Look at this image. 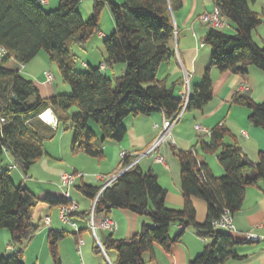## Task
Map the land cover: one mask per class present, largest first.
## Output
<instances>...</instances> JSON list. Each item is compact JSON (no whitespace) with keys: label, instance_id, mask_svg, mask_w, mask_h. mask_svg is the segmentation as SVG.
Here are the masks:
<instances>
[{"label":"trees","instance_id":"obj_1","mask_svg":"<svg viewBox=\"0 0 264 264\" xmlns=\"http://www.w3.org/2000/svg\"><path fill=\"white\" fill-rule=\"evenodd\" d=\"M41 1L0 0V49L7 51L0 61V230L9 233L10 247L16 250L8 257L0 255V264H25L24 251L42 228L33 221L38 196L22 184L17 186L10 176V167L27 174L45 155V142L56 136L57 128L44 123L39 118L41 114L51 110L59 127L73 131V155L103 160L105 142L121 143L125 139L124 121L129 116L162 113L175 121L182 109V98L175 93V86H182L183 81L168 88L159 80L158 72L172 56L170 44L177 32L174 14L183 8V0H95L94 15L89 20L78 11L81 0H62L51 12L45 11ZM213 2L222 19L233 24L235 34L209 28L203 42L211 48V64L201 83L192 88L187 112L203 110L213 100V68L244 79L249 67L264 72V45L258 46L253 40L254 31L264 23L263 17L251 8L256 0ZM104 8H108L115 28L103 40L106 57L100 67L88 65L85 72H77L71 47L84 45L99 31ZM42 51L70 86L69 95L42 97L35 84L20 74L19 67L8 66L12 60L17 66H26ZM119 65L125 66L124 75L110 79L107 69ZM102 66L106 71H101ZM232 103L247 108L250 123L264 131V100L257 103L248 93H237ZM209 135V142L200 137L198 145L203 154L218 155L225 171L221 177L213 176L208 166L198 160L196 147L188 151L173 148L180 165L184 197L181 210L167 208L166 191L153 171L143 172L138 165L129 168L134 157L127 153L117 173L120 176L107 188L77 186L82 194L96 201L94 216L105 213L109 218L113 210H127L151 220L152 224H143L131 238H108L103 248L116 252L115 264H146L145 253L152 254L156 244L170 251L190 228L206 240L203 252L190 264H224L243 259L236 247L248 242L236 239L234 233L214 229L213 223L226 212L232 216L239 212L247 189L264 181V152L253 162L236 143L225 145V139H233L234 135L224 124L215 126ZM193 198L207 204L203 224L197 221ZM174 224L180 231L172 239L169 232ZM67 235L49 232L48 248L54 264H62L58 246ZM95 250L102 252L99 246Z\"/></svg>","mask_w":264,"mask_h":264},{"label":"crops","instance_id":"obj_2","mask_svg":"<svg viewBox=\"0 0 264 264\" xmlns=\"http://www.w3.org/2000/svg\"><path fill=\"white\" fill-rule=\"evenodd\" d=\"M117 1L120 2V0ZM49 2L50 0H47V4ZM251 8L264 18V0H256L255 3L251 4ZM214 9L213 0H183V8L174 14L177 32L175 39L170 44L172 56L169 61L161 65L158 72L159 80L165 82L168 88H172L181 80L183 81L184 71L192 74L191 86L193 88L201 83L206 69L211 64V49L203 42L209 28L200 24L199 17ZM232 30L235 34V29L232 28ZM253 40L256 42L254 38ZM40 55L41 53L36 58ZM83 65L88 66L85 63ZM29 66L24 70L31 71ZM247 70L248 76L245 79L230 72L221 73L215 68L211 70L213 100L203 110L194 111L184 126L180 123L186 119V113L173 127L172 135L175 144H164L156 153L165 159V165L155 162L153 156L140 158V155L148 151L159 137L160 131L156 126L163 125L165 116L162 113L150 116H129L124 121L127 130L125 139L121 143L105 142L103 160H95L85 154L74 155L76 156L75 159L80 160V164H83L81 166L70 161L71 156H73V153L71 154L73 131L68 132L57 126L56 136L44 144L45 155L29 169L27 174H22L21 177L23 179L21 184L38 196L37 207L41 204V210L45 215L43 219H39L38 223L35 222L33 215L34 223L43 225L44 228L40 229L38 234L28 243L26 249L31 248L38 237L44 246L46 240L48 242V235L51 231L66 232L68 235L61 241L64 245L61 249L59 248V253L67 264H115L117 254L114 250L99 253L96 252L95 248L99 244L105 245L110 236L115 240L131 238L140 231L143 224H152L151 220L146 216H139L127 210H113L109 214V219L116 225L115 231L110 232L101 227V223L106 218L105 213L94 216L95 230L93 231L90 226L89 214L93 209L94 201L82 194L77 186L87 184L104 188L108 180L122 170L123 153L133 156L134 163L137 162L143 172L151 170L155 173L160 186L166 191L165 204L167 208L174 210H181L184 207V197L181 192L180 165L173 154V148L188 151L196 147L198 160L208 166L213 176L221 177L225 171L219 163L218 155L203 154L198 149L200 147L198 142L200 137H203V141L209 142L211 130L217 125L224 124L234 135L233 139H225L224 144L233 145L236 143L251 161L257 162L259 153L264 152V131L250 123V111L248 112L245 107H237L238 105L232 103V99L237 93H248L257 103L264 100V72L255 67H249ZM110 73L113 78L122 77L125 73V66L119 65L112 70L107 69L106 74L111 79ZM42 84L45 85V88H41L42 97L49 98L59 95L57 89L47 88L46 85L49 86L50 84L47 83L46 79ZM244 85L248 87V90L242 92ZM181 90L182 86H175V93L178 96H181ZM65 93H68L67 90ZM197 125L205 128L209 133H199L195 129ZM188 127L189 133L186 131ZM95 132L101 139L100 133L96 130ZM84 166H89V169L93 167V173L83 174L85 173L83 171L88 170ZM63 173L83 175L70 189L71 200L78 206V215L72 219L78 227L79 234L72 224L61 219L60 211L63 204L60 203L66 201L65 193L67 192L60 181V176ZM72 193L77 196L76 200ZM49 201L56 203L51 204ZM192 204L197 212V221L200 224L205 223L207 218L206 202L193 198ZM46 218H50L49 225L44 222ZM233 224L236 230L234 236L238 240H244L246 233L264 237V181H259L255 186L247 189L241 210L233 215ZM179 231V225L174 224L170 228L169 236L174 239L178 236ZM71 237H74L75 243L70 241L69 238ZM79 240H83L81 248L78 244ZM65 243H67L66 246L71 245V251L66 250ZM205 245L206 240L200 238L195 230L190 228L170 251H166L156 244L153 253H145L143 259L146 264H190L203 252ZM68 251L69 253H67ZM236 252L243 259L229 260L224 264H264L263 241L243 243L236 247ZM24 262L28 264L25 254ZM66 263L62 262V264Z\"/></svg>","mask_w":264,"mask_h":264},{"label":"rangeland","instance_id":"obj_3","mask_svg":"<svg viewBox=\"0 0 264 264\" xmlns=\"http://www.w3.org/2000/svg\"><path fill=\"white\" fill-rule=\"evenodd\" d=\"M61 1L62 0H50V2L47 5H44L43 8L45 9L46 12L54 11L56 8H58V5ZM113 1L117 3V0H113ZM94 6H95V0H81L78 4V11L80 12V14L83 16L85 20H89L94 15ZM263 21H264V18H263ZM232 28H233V24L230 23L229 27L225 30L226 34L233 35L234 31L232 30ZM114 30L115 28H114V23H113L111 14L108 8H104L100 13L99 31L95 35H93L84 45L74 44L71 47V51L74 57L76 58L75 70L77 72H85L87 70L83 67V63L89 65L92 68L100 67V65L102 64V62L104 61L106 57L104 46H103V40L104 38L111 36L114 33ZM253 38L255 39L256 41L255 43L258 46L264 45V23L256 31H254ZM28 65H30L29 67H31L30 68L31 71L29 70L30 72L28 71V69L24 70L26 69V67H28ZM28 65L22 68V66L20 65L17 66L14 60L10 61L8 64L9 67H19L20 74L26 80L33 82L35 86L37 87V89L39 90V92H41V88L43 87L45 88V85L42 84V82L45 79V73L50 72L53 74L55 80H54V85L52 84H50L49 86L46 85L47 88L53 89V90L57 89L59 92L58 93L59 95H67V94L69 95L71 93V88L68 84H66L63 81L57 65L50 62L47 54L44 51L41 52V55L38 58H36V60H33ZM110 75H111V79L114 80L111 73ZM66 90L68 93H65ZM237 107H240V106H237ZM247 111L249 112L248 109ZM193 112L194 111L186 112L185 114L186 119H184L180 124L184 126L187 123V119ZM91 127L97 132H99L98 128L92 122H91ZM70 131L71 130H68V132ZM186 131L187 133L190 132L189 127L187 128ZM198 149L200 150V147H198ZM75 157L76 156L74 155L71 156L70 161L79 164V166L83 165V164H80L81 161L76 160ZM7 161H8V164L11 165V161L9 159ZM84 167H87V166H84ZM92 170H93V167H90V169L88 168V170L83 171L85 173L83 172L82 173L89 175L93 173ZM22 174L23 173L17 169H12L10 171V176L14 180L17 186H20V184L23 182V179L21 178ZM76 197L77 196L73 194V198L75 199ZM41 207L42 205L39 204V206L36 208L35 213H34L35 222L37 223L39 222V219L41 218L43 219L44 218L43 216H45L43 215ZM42 227L44 228L43 225ZM72 233H75V232L72 231ZM47 234H48V231H47ZM9 239H10V235L8 234V232L4 230H0V255L8 257V256L13 255L16 252L14 248L9 247L10 246ZM69 239L70 241L75 243L74 237H71ZM35 241H36L35 244L32 245L31 248H27L24 251V254L27 255L28 264H54L53 258L49 252L47 240H46V244L44 243V246L41 244V240L39 239V237L36 238ZM62 245L64 244H62L61 242L58 248L61 249ZM66 245L67 243H65V246ZM75 247L77 251V246L75 245ZM70 248H71V245L66 246V250L71 251ZM69 251L67 253H69ZM59 256L62 262L66 263V261H64L60 253H59Z\"/></svg>","mask_w":264,"mask_h":264},{"label":"built area","instance_id":"obj_4","mask_svg":"<svg viewBox=\"0 0 264 264\" xmlns=\"http://www.w3.org/2000/svg\"><path fill=\"white\" fill-rule=\"evenodd\" d=\"M41 4L46 5L47 0H42ZM199 22H200V24H202L208 28H212V29L219 30V31L226 30L229 27V23L222 19L220 11L217 9H214L211 12H206V13L202 14L199 17ZM6 54H7V51L4 48H1L0 49V61H2V59L4 58V56ZM83 66L87 67L86 65H83ZM23 67L24 66H22V68ZM101 71H106V67L102 66ZM45 79H46L47 83H49V84H52L55 80L53 74L50 72L45 73ZM191 81H192V74L187 72V71H184V73H183V85H182V90H181L182 109H181L180 115L178 116V118L175 121H170V120L165 118L162 126H156V128L159 129V131H160L159 137L157 138V140L154 142V144L150 147V149L148 151H146L145 153L140 155L141 156L140 158H144L147 156H153L155 162H157L159 164H163V165L166 164L165 159L161 155H158L156 153H157L158 149L161 146H163L164 144H171V145L175 144V140H174L173 135H172V129L180 121V119L183 117V115L187 112L189 101H190L191 94H192ZM242 90H243L242 92L247 91L248 87L246 85H244L242 87ZM49 113L51 114V117L49 120H47L45 117ZM39 118L44 123H46L50 126H53L54 128H57V126H58L57 118L51 110H47L45 113L41 114L39 116ZM195 129L201 134L209 133V131H207L205 128L201 127L200 125H197L195 127ZM243 135H245V134L243 133ZM125 154L126 153H123L122 158L125 157ZM134 165H137V162L133 163L129 168L133 167ZM10 169H15V168L10 167ZM119 176H120V174L119 175L116 174V175L112 176L108 180V182L106 183V185L104 186L103 189L107 188L114 181H116ZM81 177H83V175L78 174V173H63L60 176L61 185L63 188H65L67 190V192L65 193V197H66V202L68 203L66 205H63L61 208V211H60L61 219L66 223L72 224L73 227L77 230V234H79V230H78L77 225L74 223L71 215L74 213H77L78 206L71 200L70 189L76 184L77 179L81 178ZM95 205H96V201L94 202V206H93V209L91 211V216H90V221H91L90 226H91V229L93 231L95 230V226H94V222H93ZM44 222L46 225H49L50 224V218H46L44 220ZM101 227L110 231V232H114L116 229V225L109 218H106L103 220V222L101 223ZM213 227L216 230H224V231H228L230 233H236V230H235V227L233 224V216L229 212H226L219 220L214 221ZM244 240L248 243H259L261 241L264 242V237H259L258 235H255L253 233H246L244 235ZM78 244H79V247L81 248V246L83 245V240H79ZM99 247H100L101 251L103 253H105V250L101 244H99Z\"/></svg>","mask_w":264,"mask_h":264},{"label":"bare ground","instance_id":"obj_5","mask_svg":"<svg viewBox=\"0 0 264 264\" xmlns=\"http://www.w3.org/2000/svg\"><path fill=\"white\" fill-rule=\"evenodd\" d=\"M50 117H51V114L49 113L45 118H46L47 120H49Z\"/></svg>","mask_w":264,"mask_h":264},{"label":"water","instance_id":"obj_6","mask_svg":"<svg viewBox=\"0 0 264 264\" xmlns=\"http://www.w3.org/2000/svg\"><path fill=\"white\" fill-rule=\"evenodd\" d=\"M13 101L17 103V98H16V97H14V98H13Z\"/></svg>","mask_w":264,"mask_h":264}]
</instances>
